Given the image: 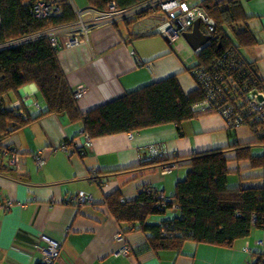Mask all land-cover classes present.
<instances>
[{"label": "crops", "instance_id": "obj_1", "mask_svg": "<svg viewBox=\"0 0 264 264\" xmlns=\"http://www.w3.org/2000/svg\"><path fill=\"white\" fill-rule=\"evenodd\" d=\"M71 3L78 10L90 7L87 0ZM242 4L259 42L242 53L264 77V0H242ZM161 15L159 12L130 26L124 21L92 25L89 37L74 46L64 43L78 30L59 32L63 44L58 58L67 82L74 91L79 86L86 89L78 99L81 112L152 82L187 73L183 68L194 62L195 56L183 38L175 44L156 33L129 39L138 29L152 30ZM179 82L184 91L196 88L182 78ZM6 103L11 108L20 106L17 116L34 120L2 141L4 147L15 150L16 161L11 163L14 151L0 154V264H41L47 247L44 238L62 247L54 264H256L264 256V230L257 228L229 248L186 242L158 252L143 250L146 235L124 233L126 226L120 225L104 204L117 191L124 199L132 200L144 185L156 188L167 198L174 196L186 169L135 170L141 151L150 146L159 145L166 156H187L253 143L256 140L250 127L239 126L230 137L226 120L209 111L182 124L181 130L171 124L138 133L90 138L91 147H87L82 122H72L66 114L41 116L47 104L35 84L10 93ZM14 126L8 125L9 129ZM65 145L67 151L61 148ZM78 148L86 154L81 155ZM39 157L45 160L43 167L38 166ZM247 167L246 162L231 164L233 171ZM104 178L106 182L100 184ZM239 184L237 174L229 177L230 187ZM80 192L91 195L97 208L72 202ZM118 234L123 235L122 241L117 239ZM124 247L129 253L117 256Z\"/></svg>", "mask_w": 264, "mask_h": 264}, {"label": "trees", "instance_id": "obj_2", "mask_svg": "<svg viewBox=\"0 0 264 264\" xmlns=\"http://www.w3.org/2000/svg\"><path fill=\"white\" fill-rule=\"evenodd\" d=\"M44 1L48 0H0V154L11 150L3 146V138L34 120L17 116L21 108L6 103L10 93L28 84L37 86L47 104L41 116L66 114L72 122H82L84 133L91 139L171 124L181 130L182 124L204 114L194 106L206 98L210 85L219 106L231 104L233 108L229 136L244 125L251 128L256 141L187 156H153L150 148L159 145L150 146L141 151L135 170L183 167L186 175L178 180L174 196L161 199L159 190L144 185L132 200L124 199L117 191L104 204L109 214L126 226L124 233H143L147 237L143 250L155 252L186 242L229 248L237 240L248 238L253 229L264 230V107L252 112L246 100L249 92L264 93V77L242 53L259 44L242 0H178L181 12L202 7L214 21L212 32L201 25L210 36L202 49L194 51L188 46L195 61L183 69L197 84L192 92L186 94L179 76L172 75L86 113L79 109L75 91L67 82L58 58L59 48L52 46L48 36L53 30L75 33L77 14L68 0H58L59 15L37 18L34 7ZM163 1L167 0H88L89 8L100 12L114 6L122 12L120 21L129 26L161 12ZM154 33V28L142 32L138 29L129 39ZM10 123H15L14 129H9ZM78 149L81 155L86 154ZM242 162L248 167L233 171L231 164ZM233 174L239 177L237 187L229 186ZM151 187L153 192L149 191ZM89 205L97 208L95 202ZM256 264H264V256Z\"/></svg>", "mask_w": 264, "mask_h": 264}, {"label": "built area", "instance_id": "obj_3", "mask_svg": "<svg viewBox=\"0 0 264 264\" xmlns=\"http://www.w3.org/2000/svg\"><path fill=\"white\" fill-rule=\"evenodd\" d=\"M57 2L58 0H48L38 3L34 7L35 16L37 18H45L59 15V6ZM68 2L72 5V0H68ZM72 7L77 14L76 27L79 32L72 36L67 43H64L66 46L77 45L80 41H84V39L88 38L92 25H97L100 23L115 24L122 18V12H118L114 6L109 7L105 12H100L94 8L78 10L73 5ZM160 8L162 15L160 16V22L154 27L155 33L164 37L171 44H175L178 39L182 38L183 33L190 32L189 30L193 28L196 21H200L201 25H204L210 32L214 30V21L207 15L202 7H194L186 12H181L180 3L178 0H167L162 2ZM86 14L89 17L87 16V18H85L84 16ZM59 32L60 31L53 30L48 33L53 47L59 48L61 44H63L58 37ZM209 86L207 88L208 92L206 98L202 102L196 104L194 108L200 113L215 111L219 113L228 123L231 119V114L233 113L231 104L219 106L216 92L214 91V88ZM85 92V87L79 86L75 91V98L81 99ZM259 95L262 97V99H259ZM246 100H248V106L252 112L262 111V108L264 107V93L260 91L249 92L246 96ZM86 139L87 147H91V139L89 137ZM61 148L67 151V145L62 146ZM12 151H14L11 160V163L13 164L16 161V155L15 150L12 149ZM150 151L153 156H160L163 154L160 146H153L150 148ZM8 153L9 152L5 154ZM37 162L39 167H43L45 164V160L42 157H39ZM169 170V168H165L162 172ZM149 191L153 192L154 190L151 187L149 188ZM158 194L161 199L165 198L162 192H158ZM72 202L79 206H84L93 203V198L89 194L80 192L72 198ZM44 239L47 242V247L43 250V259L41 264H54L60 256L62 247L57 242L51 241L47 238ZM117 239L122 241L123 235L118 234ZM128 253V249L124 247L117 253V256H125Z\"/></svg>", "mask_w": 264, "mask_h": 264}, {"label": "water", "instance_id": "obj_4", "mask_svg": "<svg viewBox=\"0 0 264 264\" xmlns=\"http://www.w3.org/2000/svg\"><path fill=\"white\" fill-rule=\"evenodd\" d=\"M182 37L188 46L194 51L202 49L210 40V36L202 31L200 21H196L192 30L183 33ZM258 97L259 99H262L260 95Z\"/></svg>", "mask_w": 264, "mask_h": 264}, {"label": "rangeland", "instance_id": "obj_5", "mask_svg": "<svg viewBox=\"0 0 264 264\" xmlns=\"http://www.w3.org/2000/svg\"><path fill=\"white\" fill-rule=\"evenodd\" d=\"M87 2H88V0H87ZM76 3H77V1H76ZM78 4V3H77ZM86 16H88L87 14L84 16V17H86ZM104 24V23H103ZM183 38V37H182ZM178 78H182L183 80H184V82L186 83V84H188V85H191L192 83H194L195 84V87H197V84H196V82L194 81V79H193V77L191 76V74H189V73H184V74H182L181 76H179ZM190 93V91H185V93L186 94H189ZM247 183H249V182H246L245 184L247 185ZM172 214L173 213H169V216L170 217H172Z\"/></svg>", "mask_w": 264, "mask_h": 264}]
</instances>
